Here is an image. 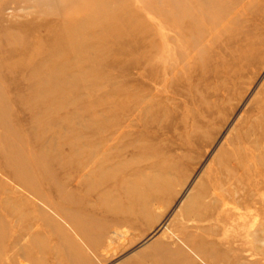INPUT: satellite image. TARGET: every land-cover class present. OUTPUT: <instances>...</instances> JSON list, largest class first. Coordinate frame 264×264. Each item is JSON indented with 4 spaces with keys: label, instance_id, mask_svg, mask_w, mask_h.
<instances>
[{
    "label": "rangeland",
    "instance_id": "rangeland-1",
    "mask_svg": "<svg viewBox=\"0 0 264 264\" xmlns=\"http://www.w3.org/2000/svg\"><path fill=\"white\" fill-rule=\"evenodd\" d=\"M77 1L0 0V264H264V0Z\"/></svg>",
    "mask_w": 264,
    "mask_h": 264
},
{
    "label": "bare ground",
    "instance_id": "bare-ground-1",
    "mask_svg": "<svg viewBox=\"0 0 264 264\" xmlns=\"http://www.w3.org/2000/svg\"><path fill=\"white\" fill-rule=\"evenodd\" d=\"M109 0H78L77 1V3L79 4L78 5V8L74 11V13H71V15H70V21H72L71 23H70V25H66V26H64L63 28L66 30V31H68V37L72 40L71 42L73 43V45H74V43H76L75 45H80V42H81V40H83V39H86V38H88V36H90V35H92V29H91V31L86 27V24L87 23H89V22H91L92 23V21L93 22H95V21H98L99 20V18H100V16H99V14H100V11L102 10V9H104L106 6H107V2H108ZM76 3V4H77ZM104 3V4H103ZM109 3H111V1H109ZM108 7V6H107ZM118 9H121L119 12V14L120 15H118L119 16V18L120 19H126V12H124V8H119V7H117ZM108 9V8H107ZM109 9H111L110 7H109ZM104 11H105V9H104ZM109 11H111V10H109ZM117 11V10H116ZM106 13V12H105ZM98 16H99V18H98ZM98 18V19H97ZM97 19V20H96ZM101 22V21H100ZM95 24V23H94ZM93 24V25H94ZM78 25H80V27L78 26ZM97 25V24H96ZM96 25H95V27H96ZM110 28V27H109ZM60 29V28H59ZM63 31V30H62ZM95 31V30H94ZM95 32H98V31H95ZM95 32H93L94 34H95ZM113 32V31H112ZM115 32V31H114ZM58 33V32H57ZM5 35V34H4ZM8 37H9V35L10 34H6ZM58 35H59V33H58ZM61 35V34H60ZM97 35V34H96ZM96 35H94V36H96ZM93 36V35H92ZM12 37V36H11ZM58 37V36H57ZM63 37V36H62ZM61 37V38H62ZM13 38H14V36H13ZM58 38H60V37H58ZM100 38V37H99ZM14 39H16V41L14 40ZM13 40H14V43L15 42H17V38H14ZM64 39H66V38H64ZM8 40H9V38H8ZM58 40V39H57ZM68 39H66L65 41H67ZM10 41V40H9ZM12 42V41H11ZM19 42V41H18ZM17 42V43H18ZM99 42V41H98ZM53 43V42H52ZM59 43H61L60 41H59ZM71 43V44H72ZM68 44V43H67ZM69 44H70V42H69ZM68 44V46H71V44L69 45ZM16 45V44H15ZM14 45V46H15ZM56 45V44H55ZM96 45H97V43H96ZM21 46V45H20ZM58 46H59V44H58ZM92 46H93V44H92ZM53 47V46H52ZM84 47V46H83ZM86 47V46H85ZM89 47V46H88ZM94 47V46H93ZM99 47V46H98ZM97 47V48H98ZM23 48V47H22ZM50 48H51V46H50ZM77 48V47H76ZM94 48H96V47H94ZM96 48V49H97ZM52 49V48H51ZM89 49V48H88ZM95 49V50H96ZM64 50V49H63ZM85 50V49H84ZM99 50V49H98ZM97 50V51H98ZM88 54V53H87ZM94 54V53H93ZM62 55H63V53H62ZM95 55V54H94ZM54 56V55H53ZM56 56V55H55ZM61 57V56H60ZM76 57V56H75ZM54 59H57V58H53V61H55ZM60 59V58H59ZM52 60V59H51ZM48 62H49V60H48ZM51 62V61H50ZM49 62V63H50ZM48 63V64H49ZM53 63V62H52ZM58 64V63H57ZM42 65V64H41ZM47 65V64H46ZM59 65V64H58ZM60 67V66H59ZM51 68V67H50ZM48 69V68H47ZM36 70V69H35ZM53 70V69H52ZM55 71V70H54ZM40 72V71H39ZM38 72V73H39ZM57 73V72H56ZM59 73H61V72H59ZM35 74V73H34ZM53 74H54V72H53ZM36 75V74H35ZM41 75V74H40ZM59 75V74H58ZM51 76V75H50ZM74 76V75H73ZM58 78V77H57ZM59 78H61V76L59 77ZM45 80V79H44ZM49 81V80H48ZM53 81V80H52ZM55 81V80H54ZM56 83V82H55ZM45 86H43V85H39L38 84V87H37V92H39V93H42V92H45L47 89H48V87L47 88H44ZM54 89H53V91H56V90H58L57 89V86H52ZM51 90V89H50ZM52 91V90H51ZM47 92H48V90H47ZM43 94V93H42ZM107 211L108 210H111V209H109V208H107L106 209ZM50 223V222H49ZM77 224V225H76ZM89 226L87 225V223H86V221H79L78 220V223H75V226H74V228L76 229V230H78V231H81V232H83V230H86L87 228H88ZM117 236V235H116ZM157 245H158V243H156ZM156 244H153V245H151V247L152 246H155ZM165 247H167V246H165ZM25 256H29V257H32L33 255L31 254V252L30 251H28L27 253H25ZM74 258V257H73Z\"/></svg>",
    "mask_w": 264,
    "mask_h": 264
}]
</instances>
